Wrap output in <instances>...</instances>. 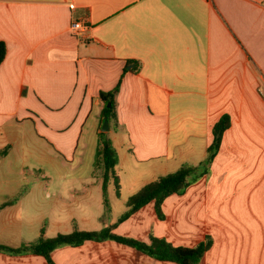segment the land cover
<instances>
[{"label":"crops","instance_id":"0c3cea01","mask_svg":"<svg viewBox=\"0 0 264 264\" xmlns=\"http://www.w3.org/2000/svg\"><path fill=\"white\" fill-rule=\"evenodd\" d=\"M76 20L88 25L74 33ZM0 40V244L101 230L126 211L135 190L110 182L105 194L95 159L90 175L68 172L84 131H103L111 93L109 130L127 133L139 162L204 161L214 123L230 116L209 173L168 196L163 219L151 201L114 232L189 246L210 234L200 264H264V0H0ZM52 257L178 264L111 239ZM0 264L49 263L0 252Z\"/></svg>","mask_w":264,"mask_h":264},{"label":"trees","instance_id":"16d2710c","mask_svg":"<svg viewBox=\"0 0 264 264\" xmlns=\"http://www.w3.org/2000/svg\"><path fill=\"white\" fill-rule=\"evenodd\" d=\"M6 53L7 45L5 41L0 40V65ZM101 96L106 102L103 109V118L104 116H107L108 120L116 118L113 95L111 93H102ZM108 101H111V107L107 106ZM229 126L230 116L223 114L213 125V139L207 148L206 159L196 165L181 166L174 172L161 175L157 179L142 186L127 198V209L119 217L117 222L101 230L75 229L70 233H59L53 237H46L44 230H42L40 237L34 242L19 246L0 244V252L9 254H37L45 257L49 264H56L53 260L52 253L58 246H77L87 240L101 241L111 239L131 246L158 260L173 261L178 264H200L201 259L213 245V237L210 234H207L203 240L195 245L189 246L173 244L165 237H159L154 234H151L149 240L145 241L118 234L114 232V228L118 222L127 219L131 214L151 201L155 203L157 216L163 219L165 217L163 211L164 200L172 194L183 193L189 186L209 173L210 165L219 150L223 134ZM106 134V131L99 133L95 164L96 166L103 167L104 193L106 194V187L111 182V179H113L117 194H119L120 182L115 170V165L118 162V152Z\"/></svg>","mask_w":264,"mask_h":264},{"label":"rangeland","instance_id":"374dc122","mask_svg":"<svg viewBox=\"0 0 264 264\" xmlns=\"http://www.w3.org/2000/svg\"><path fill=\"white\" fill-rule=\"evenodd\" d=\"M106 132V136L111 139L118 152V162L115 165V170L118 177L120 178V190L124 194L129 192L131 188L136 192L142 186L157 179L159 176L174 172L181 167V165H179L180 163H171L169 166H162L160 162H156L159 160L139 162L128 150L129 138L126 132H116L113 129ZM97 138L98 137L96 136L95 131H84L80 140V145L78 146L77 150H75V153L70 155L73 156L75 162L68 172L73 175L83 176L91 174L93 169V161L95 159V144ZM49 147L50 146L47 144V149H50ZM51 153L55 157L54 159L63 160V157L58 153ZM111 182L114 185L113 179H111Z\"/></svg>","mask_w":264,"mask_h":264},{"label":"built area","instance_id":"2783aa9c","mask_svg":"<svg viewBox=\"0 0 264 264\" xmlns=\"http://www.w3.org/2000/svg\"><path fill=\"white\" fill-rule=\"evenodd\" d=\"M72 7H73V5H72ZM87 25H88V23L86 21L76 20V21H73L72 22V24H71V30L74 33H77L80 29L85 28Z\"/></svg>","mask_w":264,"mask_h":264},{"label":"water","instance_id":"95a60500","mask_svg":"<svg viewBox=\"0 0 264 264\" xmlns=\"http://www.w3.org/2000/svg\"><path fill=\"white\" fill-rule=\"evenodd\" d=\"M112 103L111 101H108L107 103V106L108 107H111ZM110 129V126H109V120H108V117L107 116H104V121H103V125H102V130L103 131H108Z\"/></svg>","mask_w":264,"mask_h":264}]
</instances>
